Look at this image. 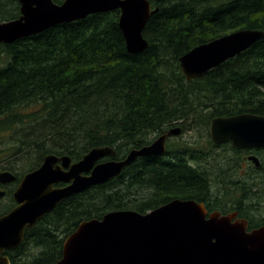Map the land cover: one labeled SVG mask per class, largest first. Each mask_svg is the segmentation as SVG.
I'll return each instance as SVG.
<instances>
[{"label":"trees","instance_id":"trees-1","mask_svg":"<svg viewBox=\"0 0 264 264\" xmlns=\"http://www.w3.org/2000/svg\"><path fill=\"white\" fill-rule=\"evenodd\" d=\"M149 1L158 11L140 53L127 49L119 9L0 42V172L22 178L49 153L79 161L95 146H113L122 158L174 126L196 134L178 148L170 139L164 155L139 157L113 180L66 198L26 229L8 252L13 264H55L82 221L118 209L146 213L175 198L238 211L251 228L264 224V149H257L259 167L235 169L232 179L226 168L239 166L242 151L215 144L209 133L216 117L264 115V37L202 77L188 80L180 66L202 43L264 30V0ZM7 2L0 0L11 14L0 11V21L19 15V0Z\"/></svg>","mask_w":264,"mask_h":264},{"label":"water","instance_id":"water-1","mask_svg":"<svg viewBox=\"0 0 264 264\" xmlns=\"http://www.w3.org/2000/svg\"><path fill=\"white\" fill-rule=\"evenodd\" d=\"M19 1L20 16L0 21V42L11 43L61 23L119 9L127 49L140 53L149 45L144 29L158 11L149 0ZM263 36V30L255 29L226 34L181 57V67L193 79L245 51ZM181 131V126H175L151 144L132 149L123 159L99 162L116 155V149L109 145L93 147L76 162L69 155L47 154L38 168L21 179L14 192L16 206L0 216V264H10L4 251L19 247L26 229L66 198L110 181L139 157L166 153L167 136ZM210 132L218 145L232 141L239 149H264V115L245 112L216 117ZM250 160L260 165L258 156L252 155ZM15 179L12 171L0 173L3 183ZM237 215L209 212L203 202L181 198L147 213L112 210L101 219L82 221L65 238L62 257L55 264H264V224L247 231V219H235Z\"/></svg>","mask_w":264,"mask_h":264},{"label":"flooded vegetation","instance_id":"flooded-vegetation-1","mask_svg":"<svg viewBox=\"0 0 264 264\" xmlns=\"http://www.w3.org/2000/svg\"><path fill=\"white\" fill-rule=\"evenodd\" d=\"M20 14H21V12L19 10L18 17L20 16ZM18 17H16V18H18ZM182 134H183V131L180 134V136ZM172 138H175V137L168 138V140H167L168 145H169V140L172 139ZM240 150L242 151V159L243 160H242V162L239 164V166L237 168H235V163L234 162H233L234 164L231 167L226 168V175L229 178L235 177V175H234V169H237V171L240 172L243 175V174H245L246 169L247 170L248 169L251 170L253 168V166H255V164L253 163V161L250 160V156L253 155V154L256 155L257 154V149H240ZM13 173L16 175L15 172H13ZM248 175L250 177H252V174L251 173H249ZM20 181H21V178H19L17 175H16L15 181H13V182L3 183V182L0 181V192L2 193L1 196H0V201H4L6 203V204H4L5 209L2 211V213L0 214V216L8 213L10 210H12L16 206V201H15V198H14V192H15L18 184L20 183ZM220 190H221V188H218L217 187V188L211 189L210 191L217 192V191H220ZM256 192L258 193V191H256ZM256 204H257V202L254 203V205H256ZM236 212L238 214V211H236ZM237 218H243V217H240L239 214H238L235 219H237ZM247 221H248L247 231H251L254 228H251L250 227V221L248 219H247ZM17 248H15V249H6L4 251V253H3L4 255H7L9 257L10 264H13V263H12L11 255L8 254V252H10L12 250L15 251V250H17Z\"/></svg>","mask_w":264,"mask_h":264},{"label":"rangeland","instance_id":"rangeland-1","mask_svg":"<svg viewBox=\"0 0 264 264\" xmlns=\"http://www.w3.org/2000/svg\"><path fill=\"white\" fill-rule=\"evenodd\" d=\"M6 3H8L7 2V0H6ZM5 3V4H6ZM19 5H20V2H19ZM11 6H9V9L8 8H6V6L4 7V4H0V11L1 12H4L5 14H11L10 12H11V9L12 8H10ZM19 10H20V12H21V5H20V8H19ZM13 19V18H12ZM195 132L193 131V130H188V131H186L185 133H183L181 136H179V137H175V138H172L171 139V141L173 140L174 142L173 143H176V142H180V143H177L176 144V147L178 148V147H180L181 145H185V143L186 142H191L194 138H195ZM156 136V135H155ZM158 136V135H157ZM156 136V137H157ZM154 137V136H153ZM229 149V148H227V147H222V149ZM222 149L220 148V150L222 151ZM223 149V150H224ZM235 164H236V161H233ZM248 166V165H247ZM246 166V167H247ZM235 168H237V167H235ZM246 172H248V170L246 169ZM234 175H235V177H232V179H237L238 177H237V174H236V172H235V169H234ZM252 177H250L248 174L247 175H245V180L246 179H251ZM256 191V190H255ZM261 192V190H258V193H257V196L259 195V193ZM254 203H256V202H254ZM4 204H6L4 201H0V214L2 213V211L5 209V206H4Z\"/></svg>","mask_w":264,"mask_h":264},{"label":"bare ground","instance_id":"bare-ground-1","mask_svg":"<svg viewBox=\"0 0 264 264\" xmlns=\"http://www.w3.org/2000/svg\"><path fill=\"white\" fill-rule=\"evenodd\" d=\"M116 10H117V9H116ZM109 12H110V11H109ZM99 13H101V12H99ZM93 14H94V13H93ZM90 15H91V14H90ZM120 17H121V15H120ZM13 19H14V18H13ZM9 20H12V19H9ZM148 21H149V20H148ZM146 26H147V25H146ZM145 28H146V27H145ZM121 30H122V29H121ZM144 30H145V29H144ZM255 30H262V29H255ZM237 31H238V30H237ZM263 31H264V30H263ZM42 32H43V31H42ZM122 32H123V31H122ZM143 33H144V32H143ZM224 36H225V35H224ZM26 37H27V36H26ZM222 37H223V36H222ZM263 37H264V36H263ZM263 37H262V38H263ZM262 38H261V39H262ZM261 39H260V40H261ZM214 40H216V39H214ZM214 40H212V41H214ZM212 41H210V42H212ZM258 41H259V40H258ZM258 41H257V42H258ZM210 42L202 43V44H200V45H198V46L192 48L190 51L194 50L195 48H197V47H199V46H201V45L208 44V43H210ZM257 42H256V43H257ZM4 43H6V42H4ZM256 43H255V44H256ZM253 45H254V44H253ZM253 45H252V46H253ZM252 46H251V47H252ZM251 47H249V48H251ZM249 48H248V49H249ZM246 50H247V49H246ZM246 50H245V51H246ZM190 51H188L187 53H189ZM243 52H244V51H243ZM187 53H185L184 55H186ZM241 53H242V52H241ZM241 53H240V54H241ZM184 55H182L181 57H183ZM238 55H239V54H238ZM238 55H236V56H238ZM236 56H234V57H236ZM181 57H180V59H181ZM234 57H231V58L225 60V61L222 62L221 64L227 62L228 60H230V59H232V58H234ZM221 64H220V65H221ZM180 66H181V60H180ZM218 66H219V65H218ZM181 68H182V67H181ZM211 70H212V69H211ZM182 71H183L184 75L187 77L188 80H192V79H190V78L188 77V75L185 73V71H184L183 68H182ZM208 72H209V71H208ZM208 72H206V73H204V74H202V75H200V76H197V77H202V76L206 75ZM197 77H195V78H197ZM193 79H194V78H193ZM257 115H259V114H257ZM214 119H215V118H214ZM210 124H211V123H210ZM174 127H175V126H174ZM174 127H172V128H174ZM181 128H182V127H181ZM170 129H171V128H170ZM169 131H170V130H169ZM169 131H167V132H165V133H163V134H167ZM181 133H182V131L180 132V134H181ZM209 133H210V135H211L210 127H209ZM163 134H161V135H163ZM180 134H178V135H168V136H167V140H168V138H170V137H177V136L179 137ZM159 136H160V135H159ZM157 137H158V136H157ZM153 140H154V139H153ZM153 140H152V142H153ZM152 142H151V143H152ZM151 143H149V144H151ZM149 144H147V145H149ZM144 146H146V145H144ZM142 147H143V146H142ZM114 148H115V147H114ZM139 148H141V147H139ZM115 149H116V148H115ZM133 149H135V148H133ZM131 150H132V149H131ZM131 150H130V151H131ZM167 150H168V142L166 141V152H167ZM130 151L127 153V155L130 153ZM116 152H117V149H116ZM49 154H50V153H49ZM55 154H56V153H55ZM164 154H165V153H164ZM164 154H161V155H164ZM161 155H159V156H161ZM125 157H126V155H125L124 157H122V158H118V157H117V153H116V155H115L114 157L106 156V157L100 159L99 162L107 161V160H111V159H123V158H125ZM72 161H73V160H72ZM251 161H253V160H251ZM73 162H76V161H73ZM253 163L255 164L256 167H259V166L261 165V160H260V165H259V166H257L256 163H255L254 161H253ZM129 166H130V165H129ZM129 166H127V167H129ZM127 167H125V168L123 169V171H124ZM123 171H122V172H123ZM122 172H121L120 174H122ZM120 174H119V175H120ZM119 175H117V176H119ZM117 176H116V177H117ZM116 177H114V178H116ZM114 178H112L111 180H113ZM111 180H110V181H111ZM108 182H109V181H108ZM106 183H107V182H106ZM101 184H102V183H101ZM52 211H53V210H52ZM24 238H25V237H24Z\"/></svg>","mask_w":264,"mask_h":264}]
</instances>
